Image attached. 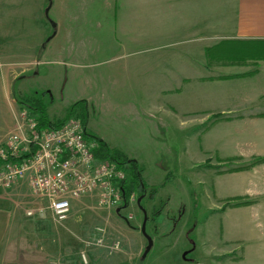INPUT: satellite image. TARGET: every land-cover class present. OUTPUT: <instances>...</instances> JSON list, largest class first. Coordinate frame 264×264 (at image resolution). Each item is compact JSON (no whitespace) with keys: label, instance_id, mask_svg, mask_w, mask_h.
I'll return each mask as SVG.
<instances>
[{"label":"rangeland","instance_id":"obj_1","mask_svg":"<svg viewBox=\"0 0 264 264\" xmlns=\"http://www.w3.org/2000/svg\"><path fill=\"white\" fill-rule=\"evenodd\" d=\"M38 2L35 24L47 29L44 49L39 65L14 85L15 94L41 99L52 120L64 118L73 104L85 100V138H99L135 160L146 188L132 192L127 204L121 200L108 208L98 205L97 193L84 195L57 222L48 211L42 217L25 215L26 209L45 204L25 180L13 192L23 221L15 245L27 247L28 263L264 264V195L253 205L254 199L244 194L262 189L264 171L244 173L257 158L247 157L251 144L245 120L224 121L246 114V78H162L166 66L160 62L157 78L145 70L138 74L135 60L142 59L144 66L154 57H198L203 44L214 42L181 34L163 48H151L145 38L139 44L134 41L133 5H123V0ZM233 51L222 59L244 64L259 54L243 44ZM244 72L245 65L211 70L216 76ZM123 170L128 180L130 166ZM138 198L153 241L144 258L147 241L140 231L144 215ZM244 202L250 206H234ZM240 252L246 254L234 260Z\"/></svg>","mask_w":264,"mask_h":264},{"label":"crops","instance_id":"obj_2","mask_svg":"<svg viewBox=\"0 0 264 264\" xmlns=\"http://www.w3.org/2000/svg\"><path fill=\"white\" fill-rule=\"evenodd\" d=\"M36 2L38 0H0V145L22 122V108L17 104L16 97L23 95L21 92L16 95L13 87L39 65L38 57L44 49L43 40L47 29L35 24L36 18L40 19L37 13L39 2L37 5ZM122 3L133 5L134 41L139 44H143L145 38L150 41L151 48H163L173 45L170 38L181 34L189 37L187 40L214 42L209 46L203 44L198 57L189 53L184 57H154L146 60L148 62L144 66L142 59L135 60L133 67L138 74L145 70L150 78H157L160 73L159 62L166 66L161 69L162 78L183 81L227 80L243 78L237 76L246 74V114L227 116L225 118L229 119L224 121L244 119L251 144V153L247 157H264V0H123ZM158 40H162L161 45ZM237 44H243L259 54L245 59L244 64H239L238 60L222 59L223 54L226 57L233 53L234 45ZM207 49H212V54H216L208 55ZM174 63L179 65L173 67ZM237 65H245V72L224 76H216L213 71L211 73L218 66ZM230 76L234 77L227 78ZM5 115L8 116L6 120ZM237 157L247 158L243 155ZM261 169L264 171V163L244 173L255 175ZM23 183L25 180L0 191V264H29L27 247L15 245L23 221L18 215L16 193L13 190ZM244 194L254 199V205L262 199L264 186L262 189L249 188ZM244 254L238 253L234 260H240Z\"/></svg>","mask_w":264,"mask_h":264},{"label":"built area","instance_id":"obj_3","mask_svg":"<svg viewBox=\"0 0 264 264\" xmlns=\"http://www.w3.org/2000/svg\"><path fill=\"white\" fill-rule=\"evenodd\" d=\"M20 119L15 132L0 145V186L9 188L26 180L32 194L45 200L44 205L26 209L27 217H42L48 211L61 222L73 200L93 192L100 207L118 206L127 175L117 163L95 156L97 143L85 138L78 117L49 129H38L26 108Z\"/></svg>","mask_w":264,"mask_h":264},{"label":"trees","instance_id":"obj_4","mask_svg":"<svg viewBox=\"0 0 264 264\" xmlns=\"http://www.w3.org/2000/svg\"><path fill=\"white\" fill-rule=\"evenodd\" d=\"M212 49H207L208 55L213 56ZM211 52V54H210ZM246 74L238 75L237 77H244ZM229 78V77H227ZM16 102L21 108H26L31 116H34L37 122V128L38 129H49V128H57L61 126L67 119L72 117L75 112L77 111L76 117H78L81 120V123L83 127L86 126L87 122V108H86V101L80 100L72 105V107L67 111V115L59 120H52L51 117L47 113L46 106L44 102L36 97H24V96H18L16 97ZM86 133V132H85ZM84 133V135H85ZM97 143V148L94 151L95 156L100 160H107L111 162L117 163L120 167H123L124 165L128 164L130 166L131 172L129 174L128 180L124 181L121 189H122V200L124 203L127 204L128 198L130 194L134 191L143 192L146 188L142 177H141V171L138 167V163L130 158H127L125 155H123L120 151L111 149L104 141L100 140L99 138H94ZM264 163V157H257L253 162H251L249 165H247L244 169H250L255 165ZM242 170V169H241ZM239 171V170H237ZM141 194V193H140ZM239 197H235L231 200L238 199ZM250 203L244 202V203H236L234 206H244L249 205Z\"/></svg>","mask_w":264,"mask_h":264},{"label":"water","instance_id":"obj_5","mask_svg":"<svg viewBox=\"0 0 264 264\" xmlns=\"http://www.w3.org/2000/svg\"><path fill=\"white\" fill-rule=\"evenodd\" d=\"M48 10H46L47 12ZM52 26H54V23H52ZM84 130H85V127H84ZM140 199L141 198H138L137 199V204L139 205L140 209L142 210L143 212V221H142V224H141V228H140V231L142 233V235L145 237L146 241H147V244H146V247L142 253V258H144L146 256V254L148 253V251L151 249L152 245H153V241L152 239L150 238V236L146 233V221H147V213L145 211V209L143 207L140 206Z\"/></svg>","mask_w":264,"mask_h":264}]
</instances>
